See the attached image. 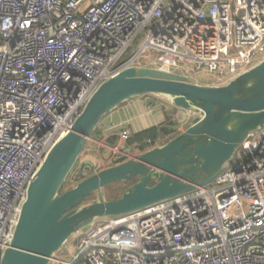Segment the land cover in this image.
<instances>
[{
	"label": "built area",
	"instance_id": "2783aa9c",
	"mask_svg": "<svg viewBox=\"0 0 264 264\" xmlns=\"http://www.w3.org/2000/svg\"><path fill=\"white\" fill-rule=\"evenodd\" d=\"M263 59L264 0H0V261L29 183L102 82L145 67L221 86ZM172 118L180 133L193 111ZM59 251L49 264H264V128L211 184L97 218Z\"/></svg>",
	"mask_w": 264,
	"mask_h": 264
},
{
	"label": "water",
	"instance_id": "95a60500",
	"mask_svg": "<svg viewBox=\"0 0 264 264\" xmlns=\"http://www.w3.org/2000/svg\"><path fill=\"white\" fill-rule=\"evenodd\" d=\"M149 95L167 99L174 110L193 111L194 118L163 144L122 163L96 170L92 160L80 161L105 115ZM263 128L264 59L221 86L145 67L120 71L98 86L46 155L27 187L0 264H49L69 238L97 218L131 214L211 184L247 137ZM70 175L76 184L62 191ZM122 182L133 184L119 197L104 198L105 189ZM93 195L97 200L85 205Z\"/></svg>",
	"mask_w": 264,
	"mask_h": 264
},
{
	"label": "crops",
	"instance_id": "0c3cea01",
	"mask_svg": "<svg viewBox=\"0 0 264 264\" xmlns=\"http://www.w3.org/2000/svg\"><path fill=\"white\" fill-rule=\"evenodd\" d=\"M169 111L171 117H173L177 109L174 110L170 101H166L161 96L149 95L125 102L102 118L95 130V137H92L90 141L94 144L104 143L106 148L110 150V154L111 148L116 147L117 149H123L128 156L135 157V151L126 147V142L119 143L118 134L121 131H128L129 137H131L134 134L154 128H157L159 132H163L166 127L165 113ZM111 137H117L113 146L108 143ZM160 137L163 139L162 135ZM98 155L100 156V154ZM100 159L101 164L105 167L110 165L115 157L107 156V158L100 157Z\"/></svg>",
	"mask_w": 264,
	"mask_h": 264
},
{
	"label": "rangeland",
	"instance_id": "374dc122",
	"mask_svg": "<svg viewBox=\"0 0 264 264\" xmlns=\"http://www.w3.org/2000/svg\"><path fill=\"white\" fill-rule=\"evenodd\" d=\"M189 68L192 69V67H189ZM190 76H191V78H193L194 80H196L200 83L208 82V79H211V77L209 75H207V73H205L204 71L195 72L193 70L190 73ZM98 154H100V156ZM110 155H111L110 150L106 148V145L104 143L98 142V144H94V143H92V141H89L86 145V148H85L82 156H81L80 161L84 158L90 159V160L94 161V163L96 164V169L100 170L104 167V165L101 164L102 161H101L100 157L107 158V156H110ZM75 170H73L72 173H75L76 172ZM84 173L86 174L87 171H85ZM133 182H122V183L113 185L111 187H108L107 189H105L103 191L104 198H106L108 200L111 198L119 197L123 192H125L127 190V188L130 185L133 184ZM69 183H70V186L68 189L74 187V185L76 184L71 175L69 178ZM96 200H97V195H93V196L87 198V200L84 203H85V205H88V204L95 202ZM78 235H79V233L72 236L71 238H69L66 245L64 247H62L61 250L59 251V253H61V255H63L62 256L63 258L67 257V253L71 254V253L75 252L76 240H77ZM66 249H67V252H65Z\"/></svg>",
	"mask_w": 264,
	"mask_h": 264
},
{
	"label": "trees",
	"instance_id": "16d2710c",
	"mask_svg": "<svg viewBox=\"0 0 264 264\" xmlns=\"http://www.w3.org/2000/svg\"><path fill=\"white\" fill-rule=\"evenodd\" d=\"M165 117H166V127L163 129V132H159V130L157 128H154V129L142 131L138 134H134L127 139L126 147H129L135 151V153H134L135 157H137L138 155L152 149L153 147H155L157 145L163 144L164 142H166L167 140H169L170 138H172L176 134H178V132L175 130L177 123L171 117L170 111L165 113ZM95 133H96V131L93 132L91 138L95 137ZM161 135L163 136V139H161V137H160ZM116 140H117V137H111L108 140V143L113 146L114 143H116ZM127 159L128 158H126V157L119 159V160L114 161L110 165H107L103 168L122 163V162L126 161ZM69 178H70V176L66 180L62 191H65L69 188V186H70Z\"/></svg>",
	"mask_w": 264,
	"mask_h": 264
},
{
	"label": "flooded vegetation",
	"instance_id": "af4514ba",
	"mask_svg": "<svg viewBox=\"0 0 264 264\" xmlns=\"http://www.w3.org/2000/svg\"><path fill=\"white\" fill-rule=\"evenodd\" d=\"M76 169H77V166H76Z\"/></svg>",
	"mask_w": 264,
	"mask_h": 264
}]
</instances>
